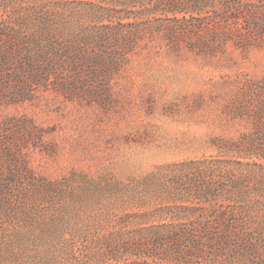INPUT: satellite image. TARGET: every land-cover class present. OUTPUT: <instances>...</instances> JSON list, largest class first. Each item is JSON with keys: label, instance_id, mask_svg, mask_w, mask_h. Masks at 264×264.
Instances as JSON below:
<instances>
[{"label": "rangeland", "instance_id": "374dc122", "mask_svg": "<svg viewBox=\"0 0 264 264\" xmlns=\"http://www.w3.org/2000/svg\"><path fill=\"white\" fill-rule=\"evenodd\" d=\"M202 4L0 0V264H264L262 216L252 252L158 241L233 181L264 192V43Z\"/></svg>", "mask_w": 264, "mask_h": 264}, {"label": "trees", "instance_id": "16d2710c", "mask_svg": "<svg viewBox=\"0 0 264 264\" xmlns=\"http://www.w3.org/2000/svg\"><path fill=\"white\" fill-rule=\"evenodd\" d=\"M132 7L138 0H129ZM165 12L172 15L182 14L178 22L188 24L195 12L199 13L202 2L192 0L180 3L179 0H160ZM226 16L218 20L223 27L222 41L247 43L259 41L264 43V0H226ZM175 33V32H174ZM247 35V36H246ZM173 39V35L169 36ZM1 74V71H0ZM32 76V79L36 78ZM261 192V193H260ZM223 206L208 207L200 210L184 206L176 208L169 214V221L161 226L159 233L166 250L178 257L180 253L186 255L201 253L204 250L219 249L234 252H252L255 246L252 240L258 235L257 220L264 218V192L243 188L237 181L226 188ZM183 210V212H181ZM159 243H156L158 245ZM184 245L185 250L180 251ZM187 246V247H186ZM164 247V248H165Z\"/></svg>", "mask_w": 264, "mask_h": 264}]
</instances>
